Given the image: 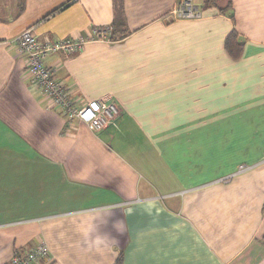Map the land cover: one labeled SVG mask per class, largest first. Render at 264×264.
I'll return each instance as SVG.
<instances>
[{"label": "crops", "instance_id": "obj_1", "mask_svg": "<svg viewBox=\"0 0 264 264\" xmlns=\"http://www.w3.org/2000/svg\"><path fill=\"white\" fill-rule=\"evenodd\" d=\"M176 2L0 0V264L39 239L52 258L36 264H264V0L169 20ZM119 4L126 36L93 37ZM28 27L85 38L43 62L114 120L67 121L32 85L11 42Z\"/></svg>", "mask_w": 264, "mask_h": 264}, {"label": "built area", "instance_id": "obj_2", "mask_svg": "<svg viewBox=\"0 0 264 264\" xmlns=\"http://www.w3.org/2000/svg\"><path fill=\"white\" fill-rule=\"evenodd\" d=\"M201 15L194 0H177L175 6L168 12L172 19L197 18ZM109 27H95L93 37L108 39ZM85 38H60L56 40L39 41L31 27L22 30L11 42L17 51L24 55L26 69L33 86L38 88L65 117L67 121L77 118L92 131H98L115 119L119 108L114 101L104 98L91 99L81 106H74L65 84L54 76V70L45 65V56L56 50L72 52L79 48ZM52 254L43 240H38L33 246L25 249L16 248L7 264H36L40 261H50Z\"/></svg>", "mask_w": 264, "mask_h": 264}, {"label": "trees", "instance_id": "obj_3", "mask_svg": "<svg viewBox=\"0 0 264 264\" xmlns=\"http://www.w3.org/2000/svg\"><path fill=\"white\" fill-rule=\"evenodd\" d=\"M204 3H214L216 6L218 5L216 2L217 0H203ZM116 15L114 21L112 23V30L110 31V39L111 40H119L126 36L128 33V29L125 26V18L123 14V6L119 4L116 6ZM220 11L228 12V15L231 20H234V14L231 10V2L228 1L225 7H220ZM237 34L234 30H232L225 39L224 45L228 53L233 57L237 58L242 50V42L237 40ZM262 239L264 240V232L262 235ZM33 246V245H32ZM28 248V247H27ZM18 249H25V248H18ZM113 264H123V254L119 252Z\"/></svg>", "mask_w": 264, "mask_h": 264}]
</instances>
